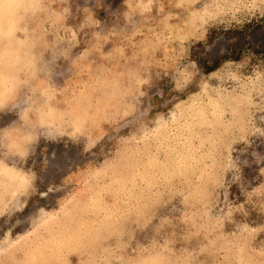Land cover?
I'll use <instances>...</instances> for the list:
<instances>
[{
    "label": "rangeland",
    "instance_id": "1",
    "mask_svg": "<svg viewBox=\"0 0 264 264\" xmlns=\"http://www.w3.org/2000/svg\"><path fill=\"white\" fill-rule=\"evenodd\" d=\"M263 18L0 0V264H264Z\"/></svg>",
    "mask_w": 264,
    "mask_h": 264
},
{
    "label": "trees",
    "instance_id": "2",
    "mask_svg": "<svg viewBox=\"0 0 264 264\" xmlns=\"http://www.w3.org/2000/svg\"><path fill=\"white\" fill-rule=\"evenodd\" d=\"M262 20H263L262 22L264 23V18ZM261 24L262 23H255L254 26H251V24H247L244 28L235 29V30L231 31V33H235L237 35H241L244 31H249V32H252V34H249V35L255 36L253 31L255 30V28L261 27ZM250 37H252V36H250ZM253 40H254V42H257L258 37L254 38ZM241 50H242V48L238 47L236 49V46H235V48L231 49L229 55H227V53H226V55H223L221 57H217V58H215V61L211 65L205 66L204 67V72L213 71L214 69H216L219 66V64H220L219 62L223 61L224 59H226L228 57L233 58V59H238L239 55L241 54ZM261 51L264 52V45H263L262 49H260V52Z\"/></svg>",
    "mask_w": 264,
    "mask_h": 264
}]
</instances>
